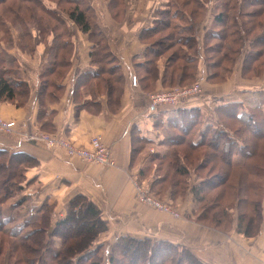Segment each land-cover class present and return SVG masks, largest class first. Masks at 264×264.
<instances>
[{"label": "trees", "instance_id": "obj_1", "mask_svg": "<svg viewBox=\"0 0 264 264\" xmlns=\"http://www.w3.org/2000/svg\"><path fill=\"white\" fill-rule=\"evenodd\" d=\"M20 1L23 2V0L0 1V33H2L0 47L1 44H4L7 48L15 47L21 52L30 54L35 52L36 44H43V47L47 49L49 55L48 65L40 77L41 85L39 86V93L37 95L40 104H43L46 101L56 100L57 93L60 90L61 92L64 90V87L59 82L65 71L58 69L60 68L59 66L66 65V63L70 65L73 43L68 38L67 23L61 18L56 9L45 6L40 0H24V4ZM199 1L202 7L203 3L201 0ZM261 1L225 0L222 6L226 8L224 9L225 12H219L213 17L208 30L204 33L203 41L215 38L219 39L220 37L225 38L227 35L230 37L231 44L226 40L224 42L225 46H230L232 51L239 47V55L245 44L243 39L240 38L239 40V36L243 37L241 31H243L245 36L247 35L241 28V22L239 21L241 12L239 13L235 8L241 4H261ZM79 2L80 0H68L70 6L61 9L67 13L68 17L81 32L89 34L91 51L88 56L91 67L83 75L86 77L85 80L89 79L90 82H93L91 83L92 85L89 84V86L93 87L92 89L103 91L106 94L109 108L113 110L117 106L121 94V91H118L117 88L122 86V80L125 79L122 66L112 50L110 45L111 39L108 34L97 23H93L92 9L86 5H80ZM113 5L112 2L109 3V7ZM20 11H23L28 19L34 21L33 25L35 27H39L36 33L24 29L25 20ZM180 12L174 5H169L168 3L164 8H160L155 12L156 17L152 19L151 25L145 26L138 33V39L144 45L143 57L142 59H133L131 67L135 70L136 80L139 83L141 82L142 87L145 89L148 88L146 82L149 80L151 83L155 79L153 78L156 73L154 59L161 54L158 52L159 50L152 47L155 43L158 44L157 48L160 47L165 52L163 44L171 47L173 43L180 42L178 49L181 54L177 53L176 57L170 58L173 60V66L176 64L177 61L175 60H178L177 58H180L183 62L172 67L168 80L165 78L164 82L162 81L164 86L183 85V81H190L185 82L187 84L192 83L197 76L199 57L197 55H187L184 52V47L190 49L196 46V44L198 45L199 40L196 36L195 25L194 23L176 24L170 20V18L181 17L182 13ZM261 12L262 9L256 10V14ZM244 13L245 11H242V14ZM43 15L47 17L43 18ZM251 16L252 19L247 21V31H252L254 26L258 28L260 23L264 24L262 20L261 22L260 20L254 21L253 17L255 16ZM225 18L231 21L229 31L227 29L223 33L221 30L214 31V26L223 28ZM7 24L11 28L13 25H19L21 28L20 38H12ZM163 28H170V31L161 35L159 42L153 40L155 37L152 36L158 31L161 32ZM193 29L194 33H192ZM258 37H261V39L254 42ZM258 37L253 42L249 41L250 50L248 53L246 52L243 61L252 59L253 48H256L260 42L264 41V31ZM6 55L10 64L7 63L6 65L4 63L0 68V101H13L17 105H21L23 103L22 99L26 98L28 94L27 84L19 80V77L15 73V56L8 50H6ZM205 60L209 69L214 68L216 62L207 61L206 56ZM0 62H3L1 51ZM241 64V69L243 70L244 65L243 63ZM107 66L109 69L105 68ZM212 73L214 74L213 71H209V75L206 77ZM114 74L116 78L113 77ZM53 78L58 83L53 82ZM174 79L177 81L175 82ZM48 87H51L52 91H48ZM179 103L177 102L176 104ZM217 106L216 111L228 112L229 120L239 124L241 129L236 132L238 135L233 131L234 135L227 134L225 131L227 130L224 124L225 121H222L220 117L218 119L222 122L223 127L218 126L214 128L209 124L204 125L205 122L202 121L203 113L200 108L195 106L178 107L176 116L168 120V125L171 126V130L168 131L175 134L174 139L168 141V147L173 149L165 153V158L170 159L168 163L169 168H171L167 171L166 175L161 177L155 176L156 179L150 183L149 190L153 195L159 196L165 190L166 186H163V184H168L172 188L179 186L181 189L176 193L177 196H182L188 187L190 171L193 170L194 177L199 179L198 183L191 187L194 212H199L198 220L206 214V211L208 213V210L214 209L215 211H212L211 216L212 221L215 222V225L221 224L220 222L223 221V218H215L214 214L220 213L224 217L231 206L232 200L229 198L231 196L235 200V204L239 203V205L244 207V210L239 209V214L236 216L235 231L246 237L256 236L263 222L264 196L263 191L259 190L261 184L258 180L260 176L264 177V148L258 150L256 142L251 139L245 143L241 135L244 131L245 133H247L246 131H251L252 134L253 132L254 134H259L258 137L264 139V111L262 110V102L256 106H250V109H247V111H244L243 105L239 102L221 103ZM240 106L242 110L237 109ZM41 112L42 109L39 110L38 118L42 116ZM50 115L47 116V121H45L47 124L51 121ZM45 122L41 123L42 129L46 127L44 126ZM229 130L231 129L229 128ZM181 144L185 145L191 152L180 153L176 151L175 148ZM199 147H204L215 152H207L200 156L199 153L201 152H197ZM216 153H219L217 157ZM255 156L257 159L252 162L251 159ZM212 157L213 162H223L227 168L240 169L241 174L235 176L234 182L227 183L225 179L222 181L220 173H216V176L204 177L201 169ZM200 159L201 161L198 162ZM35 163L34 159L27 154L20 152L10 153L5 149H0V167L6 170L5 177L9 180V186L7 185V187L3 186L0 182V232H3L6 236L17 237L19 239L16 241V245L21 247L22 250L20 252L27 256V263L47 264L42 256L32 258L29 255V251L33 252L32 247H37L41 243V253L44 255L47 252L44 246L50 245L51 242H55V238L60 237L62 238L64 247L59 250L53 248L51 253L48 249V253L53 259V264H138V258L141 259L142 254L147 264H211L203 262L185 245L170 240H155L151 237L119 236L112 243L109 252L106 254L107 250L104 248V243L98 242L97 237L102 231L107 229V222L103 219L100 207L84 194L76 193L70 197L65 215L56 220H51L49 215L50 204H47V199L38 204H33V200L30 199L29 194L23 193L24 186L28 185L24 172ZM260 193H262V196L257 198V195ZM7 198L10 200L4 204L3 199ZM12 199L14 200L10 202ZM223 200H227L228 202L224 203ZM14 206L20 209V215H13L12 209ZM14 221L16 223L13 226H5ZM80 221L82 222L78 224ZM37 226L39 227L37 228ZM71 227L77 230L70 233L69 229ZM105 255H108L107 258H105ZM124 257L128 258L126 263L122 262Z\"/></svg>", "mask_w": 264, "mask_h": 264}, {"label": "crops", "instance_id": "obj_2", "mask_svg": "<svg viewBox=\"0 0 264 264\" xmlns=\"http://www.w3.org/2000/svg\"><path fill=\"white\" fill-rule=\"evenodd\" d=\"M141 30L137 32V37ZM104 31L106 32L105 28ZM134 41L136 48L128 55L120 53L126 46H117L116 51L112 46L114 43H110L119 62L122 61V72L126 79L113 110H110L103 91H83V84L87 81L84 73L91 67L88 57L90 42H84L80 49L75 45V52L70 59L71 70H67L60 78L59 84L64 87L63 92L60 90L61 94L57 93L56 100L43 104H40L37 95L41 85L40 77L48 61H45V55L39 49L41 46H36L38 51L32 56L10 52L15 56V73L19 80L27 84L28 94L22 99L21 105L13 101H0V117L5 121H14V127L7 133L0 131V149L27 154L36 162L24 172L28 182L24 186V193L30 194L27 191L33 186L40 190L33 191L32 195L36 198L35 201L33 199V204L49 197L58 200L65 197L69 200L76 193L84 194L100 207L103 219L107 222V229L97 237L98 242L106 244L123 235L138 238L162 236L178 240L206 263L264 264V220L260 233L250 237L243 236L234 229L222 233L223 228L218 230L215 226L207 227L201 222H195L191 216L194 213L191 187L199 179L194 177L193 170L184 194L178 196L179 206L186 218L174 219L167 213L151 210L136 201L133 179L136 175L153 173L151 164L145 169L147 160H167L165 153H168V141L175 137L174 133L169 132L171 126L168 125V120L176 116L178 107L195 106L202 113L204 109L202 104L191 105L189 100L179 104L154 103L150 100L151 93L161 89L159 80L150 83L149 86L154 90L143 88L141 82L132 84L130 77L128 81L131 61L143 57L144 45L136 37ZM18 52L21 53L20 50ZM52 81L58 83L54 78ZM239 95L241 94L232 98L239 100ZM40 109L42 116L38 118ZM49 114L51 121L47 124L45 121ZM42 122H45L44 126L48 130L41 128ZM204 122V125L218 127L216 121ZM39 130L66 137L81 147H88L90 139L99 135L110 149L114 164L99 165L70 156L64 148L51 147L38 139L36 134ZM143 144L155 147L154 159L146 151L144 153ZM156 148H160L159 151ZM171 190L172 187H169L166 197H170ZM166 235H174V238ZM190 236L200 240L199 248L195 249L188 243Z\"/></svg>", "mask_w": 264, "mask_h": 264}, {"label": "rangeland", "instance_id": "obj_3", "mask_svg": "<svg viewBox=\"0 0 264 264\" xmlns=\"http://www.w3.org/2000/svg\"><path fill=\"white\" fill-rule=\"evenodd\" d=\"M2 1H4V0H2ZM40 1L45 6L52 8V9H56L59 12L61 18L67 23L68 32H69L68 38H69V40H72V43H73L72 53L75 52L74 48H75L76 44H77L78 49L81 48V45L84 42L89 44V34H85V33L81 32L77 28V26H75V24L72 22V20L68 17L67 13L61 9L63 7L70 6V4H68V0H40ZM201 1L203 3L202 7L200 6L199 0H80L79 3L82 6L86 5L92 9L91 11H92L93 23L94 22L97 23L102 28L103 31L105 28V30H106L105 33L108 34L110 39H112L111 42L114 43V45H112V46H114V49L116 51L118 48L117 46H120V45L126 46L120 52V53L125 54V55H128L130 52L134 51V49L136 48L134 45V44H136V42L134 41V38L135 37L138 38L137 32L140 29H143L144 26L151 25L152 19L154 17H156L155 12L157 10H159L160 8H164L168 3H169V5H174L177 10L179 9L181 11L180 13H182V16L172 18V19L170 18V20L175 22L176 24L184 25L187 23H192V24L194 23V25H195L194 28H195L196 36H197V39L199 40L198 45L196 44V46L191 47L190 49H188V48L186 49L184 47V52L187 55H192V56L197 55V57H199V66H198L197 76L192 83L187 84L185 82H190V81H183V85L182 84L181 85H174L171 87L164 86L163 80L165 78H167V80H168V78H169L168 75L171 72L172 67H175V65H179V63L183 62L180 58H177L178 60H175L177 62L173 66V60H171V58H170L173 56L176 57L177 53L181 54V52L178 49V45L180 42L177 41L176 44L173 43L171 45V47L167 46V45L165 46V44H163V47H165V52H163V50H161L160 47L157 48L158 44L155 43L154 45H152V47H155L157 50H159L158 52L161 54L154 59V62L156 65V73L153 76V78H155L153 81L159 80L160 84H161V86H160L161 89L159 88L157 90L158 92L154 91L153 93H151V95H154L155 93L167 92L170 89H181V90L185 91L186 89L191 88V90H189L186 94H183L184 96L181 95L183 97H181L178 100V102L181 103V101H182V103H183L186 100H189L191 105H198L199 103L202 104L203 105L202 107L204 109V113L202 114V121H206V122H210V123L216 121L217 126L223 127L222 122H220V120L218 119V117H220V118H222L221 119L222 121H225L224 124H225V127L227 129L225 131L227 132V134L234 135L233 132L236 133L239 129H241L239 127V124L229 120L228 112L219 111V112H222V113H219L218 111H216L217 105L219 106L221 103L239 102L243 105L244 111H247V109H250L249 108L250 106H256L258 103L262 102V110L264 111V102H263L264 101L263 100V96H264V41H262V43L260 42L256 48H253L254 53H256V54L255 55H254V53L252 54V59H250L249 61H246V60L243 61V58H244L246 52L248 53V51L250 50L249 41L253 42L254 39L256 37H258L264 31V24L263 23L262 24L260 23L258 28L254 26V28H252V31H247V21L252 19L251 15L255 16V17H253L254 21L260 20V22H261V20H262L264 22V0L261 1V4H255V5L254 4L253 5L241 4L240 6H236V8H235V10H237L239 13L241 12V14L239 15V21L241 22V28L245 31V33L247 35V36H245L243 31H241V34L243 35V37L239 36V40H240V38L243 39L245 41V44L242 47V52L239 55H238L239 47L236 48V50L232 51L230 49V46H225L224 42L226 40H228L229 44H231L230 37L227 35L225 38L220 37L219 39L215 38V39H208V40L203 41L204 33L206 30H208V27L210 26L211 20L213 19V17L217 13L223 12L224 9H226V8L222 7L225 0H201ZM20 2L23 3L25 1L23 0V2L22 1H20ZM111 2H112V4H114L113 6H111L112 8L114 7V9L109 7V3H111ZM258 9H262V12L259 14L258 13L256 14V10H258ZM242 11H245V13L242 14ZM204 12H205V14H203ZM20 13L22 14V16L24 17L23 19L25 20L24 21L25 22L24 23V26H25L24 29L29 30L30 32L34 31L33 33H36L37 28H39V27L38 26L35 27V25H33L34 21H31L30 19H28V17L24 14L23 11H20ZM46 17L47 16L43 15V18H46ZM161 19H162V17H161ZM230 24H231V21L227 20L225 18L223 28L218 27V26H214L213 28L215 29L214 31L221 30V32L223 33V32H225L226 29L229 31V25ZM9 26L10 25L7 24V27L11 33L10 35H12V38L13 37L14 38H16V37L20 38L21 28L19 27V25H17V24L13 25L12 28ZM245 27H246V30H245ZM163 29L161 32L158 31L157 33H155L154 36H152V37H155V38H153V40L159 42V40H161L160 39L161 35H164L165 33H168V31H170V28H163ZM192 33H194V29H193ZM219 35H221V34H219ZM1 36H2V33H0V37ZM156 39H158V40H156ZM259 39H261V37L256 38V40L254 42H256ZM139 42L141 44H143L141 41H139ZM36 45L41 46L40 48L39 47L38 48L42 50L41 53H42V55L43 54L45 55L44 59L47 62L48 58H49L47 49L45 47H43V44H36ZM215 48H216V50H214ZM197 49H198V51H197ZM6 50H8L9 52L13 51V52H15L17 54H21V55L23 53L24 55H28V56H32V55H34V53L36 51H38L36 48L35 52H33L32 54L27 53V52L26 53H24V52L20 53V52H18V50L15 47L7 48L6 45L1 44L0 51H1L2 56H3V62H0V68L2 67V65H4V63L6 65H7V63L10 64V61L8 60V57L6 55ZM205 56L207 57V61L216 62V64H214V68L209 69V67L207 66V62L205 60ZM121 62H120V64H121ZM241 63H243V65H244L243 70L241 69V66H242ZM70 65H71V62H70ZM70 65H69V63H66V65H61V66H59L60 68L58 70L65 71V72L69 69L71 70ZM107 65L109 66V64H107ZM108 66L105 68L109 69ZM209 71L210 72L213 71L214 74L212 73L210 76L206 77L207 75H209ZM160 75H161V77H160ZM113 77L116 78L115 74L113 75ZM129 77L131 80L130 82L132 84H136V83H133V77L135 78V70L132 67H130V75H128V81H129ZM137 78H138V75H137ZM152 79H151V81H152ZM115 80H118V79H115ZM125 80L126 79L122 80V84H121L122 86H119L117 88L118 91L123 90V87L125 86ZM174 80H175V82L177 81L176 79H174ZM136 81L137 80L135 78V82ZM137 82H139V81H137ZM91 83H93V82H90L88 79L83 84V87H84L83 91H86V90L89 91V89L92 90L93 87L89 86V84H91ZM146 83H147V87H148L147 89L148 90L149 89L154 90L153 87H150L148 85L150 83L149 80ZM165 88H167V90ZM47 89H48V91H52L51 87H48ZM237 89H242V91H237ZM49 94H51V93L49 92ZM238 94H241V95H239V100H234V98H232V97L238 96ZM50 99H51V97H50ZM150 100H152V99L150 98ZM155 100H157V99H155ZM231 100H234V101H231ZM160 103H162V101ZM237 109L242 110V107L240 106ZM233 119H234V117H233ZM13 123H14V121H13ZM229 128L231 130H229ZM46 129L48 130V128H45V130ZM0 131L7 133V131L5 129L0 128ZM246 132L247 133H245V131H244L243 134L241 135V138L244 139L245 143L247 142V140L251 139L252 141L256 142V145L258 146V150H262V148H264V139L259 138L258 137L259 134H256V133L254 134V132H253V134L251 133V131H246ZM38 134H46V135H50V136L54 137V134H51V133H48L45 131L42 132L40 130H39ZM38 134H36V135H38ZM62 138L64 140H68L71 144H73L75 146H79V145L72 143V141L66 137H62ZM142 148L144 150V153L146 151V153H148L149 156H153V159L155 158V156H154L156 154L155 153V147L147 146V145L143 144ZM156 149L159 151L160 148H156ZM167 149L169 152L173 148L171 149V148L167 147L166 150ZM175 150L180 152V153L191 152V150L189 151V149L183 144L177 146L175 148ZM197 152H201V153H199L201 156L204 153L215 152V151L206 149L204 147H202V148L199 147ZM190 154H192V153H190ZM218 154L216 153V157L218 156ZM201 159L198 162H200ZM256 159H257L256 156L252 157L251 161L254 162V160H256ZM169 161H170V159L168 160V158H167V160H163L161 162H159L158 160L155 162L153 160H150V161L147 160L148 164H146L145 169L147 170L151 164V166H153V173L151 175H149V173H147V174L144 173V175H136L137 177H136L135 181L138 183L137 185L139 187L147 189L149 191L148 193H150L154 198H156L158 201H160L161 203L166 205L168 208L173 210L175 213H177L176 216H172L169 214L172 218L182 219L185 217V214L183 213L181 206H179V199H178V196L176 193L177 191H179L181 189L179 186L178 187L175 186L172 188L171 193L173 196L171 195L170 197H166L167 190L170 187L168 184L167 185L163 184V186H166V187H165V190H163L159 196L153 195V193L150 192V190H149L150 183L156 179L155 176H159V177L164 176L167 174V171L170 170L171 167L169 168V163H168ZM194 163H195V161H194ZM246 163H247V161H246ZM201 170H202L201 173L204 177L205 176L206 177H212V176H216L217 175L216 173H220L222 181H223V179H225L226 183L227 182H234L235 176H238L241 174L240 169L227 168L225 166V164H223V162H219V161H216V163L213 162V157H212V159L209 160V162H206L205 165H203ZM5 173H6V170L0 167V182L3 186L7 187V185L9 184V182H8L9 180L5 177ZM191 173H192V171H190V174ZM263 173H264V169H263ZM150 180H152V181L150 182ZM258 181L261 184V186L259 187V190L263 191V196H264V190H263L264 177L260 176ZM133 187L135 190L136 186H134V183H133ZM156 189H155V191H157ZM35 190L40 192V190H38L36 188V186H33L32 188H30L27 191L30 193L29 194L30 199L31 200L34 199V201L36 200V198L32 194H33V191H35ZM37 191H35V192H37ZM215 191H217V190H215ZM15 195H17V194H15ZM34 195H35V193H34ZM260 196H262V193L257 195V198H259ZM229 198H230V200H232L231 206L228 208V212L224 215V217H222L220 213L214 214L215 218L216 217H220V219L223 218V221L220 222L221 224H219V225L218 224L215 225L214 224L215 222L212 221L211 216H212V211H215L214 209L208 210V213L206 211V214H204L203 217H201V219H199V220L195 215V214H197V216L199 215L198 211L194 212L193 215H191V216L193 217V219H195L196 223L201 222V223H203V225H205L207 227L215 225V227H216L215 229H218V228L222 229L223 228L222 233L227 232L226 230H230V229L235 230L236 216L239 214L238 213L239 209L244 210V207L239 205V203L235 204V200H233V198L231 196ZM9 200H10L9 198H7L5 200L3 199V203L5 204ZM13 200L14 199H12L10 202H12ZM42 201L43 200H40V202H42ZM47 202H48L47 204H50L49 215H50L51 220H56V219L61 218L65 215L67 207H68V200L65 197L63 200H58L57 198L55 199V198L49 197L47 199ZM223 202L227 203L228 201L223 200ZM37 203H39V202H37ZM142 205H144V204H142ZM204 205L206 206V204H204ZM144 206H146L147 208H149L151 210H155V211H158L161 213H165L163 211L154 209L148 205H144ZM19 211H20V209L16 208V206H14L12 209L13 215H16V216L20 215ZM188 217H190V216H188ZM262 218L264 220V202H263ZM81 222L82 221L78 222V224H80ZM15 223H16V221H14L12 223H8V225H5V226L6 227H9L10 225L13 226V224H15ZM38 227L39 226H37V228ZM41 229H42V226H41ZM220 229H218V230H220ZM260 229H261V227H260ZM69 230H70V233H72V232H75L74 230H77V229L71 227ZM78 230H80V229H78ZM104 232L105 231H102L100 233V235L103 234ZM259 233H260V230H259L258 234ZM176 234H179V232H176ZM166 236L174 238V235H166ZM152 239L170 240L172 242H178L179 243L178 240L170 239V238L165 239V238H162V236H159V238L153 237ZM189 239L190 240L188 241V243H190L191 246H193L195 249L199 248L198 244L201 245V242H200V240L197 239V237L190 236ZM18 240L19 239L17 237L16 238L15 237H9V236H6L3 232H0V264H29L26 261L27 256L23 255V253L20 252L22 250V248L19 247L18 245H16V243H17L16 241H18ZM54 240H55V242L53 241L54 243L51 242L50 245L44 246L45 249L47 250V252H46L47 254L45 253L43 255V253H41V247H40L41 243H40L37 247H34V246L32 247V249L34 251L33 252L29 251V255H31L32 258H38V257L42 256V258L45 259L47 264H53V259L50 257V254L48 253V249L51 253V250L53 248L59 250L62 247H64V245L62 243V238L57 237ZM114 241H116V239H113L106 244L104 243V248L107 250V252H105L106 254L109 252V249H110L112 243H114ZM203 244H204V242H203ZM210 245H212V244L210 243ZM107 256L108 255H105V258H107ZM131 259H133V258H131ZM138 260H139L138 264H145L146 263L145 257L143 256V254H142V258L141 259L138 258ZM127 261H128V258L124 257L122 262L126 263Z\"/></svg>", "mask_w": 264, "mask_h": 264}, {"label": "built area", "instance_id": "obj_4", "mask_svg": "<svg viewBox=\"0 0 264 264\" xmlns=\"http://www.w3.org/2000/svg\"><path fill=\"white\" fill-rule=\"evenodd\" d=\"M133 83H135L134 77ZM189 90H191V88H188L185 91L181 89H171L167 92L155 93L151 96V101L154 103H160L162 101V103L176 104L178 100L184 96L183 94H186ZM155 99H157L158 101ZM13 125V121H5L0 118L1 129L9 131L12 129ZM36 137L45 141L46 144L51 147L58 146L64 148L68 155L78 157L79 159L85 162L105 166H110L114 164L110 149L101 141V138L98 135H95L90 139L88 147L75 146L71 144L68 140H64L62 137H58L55 135L53 137L46 134H38L36 135ZM135 179H133L134 186H136L135 198L139 203L148 205L154 209L163 211L172 216L177 215V213H175L173 210L168 208L166 205H164L156 198H154L150 193H148L149 191L147 189L139 187Z\"/></svg>", "mask_w": 264, "mask_h": 264}]
</instances>
